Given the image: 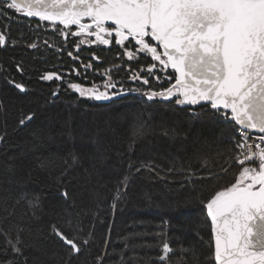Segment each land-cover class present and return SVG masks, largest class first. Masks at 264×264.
<instances>
[{"label":"trees","instance_id":"1","mask_svg":"<svg viewBox=\"0 0 264 264\" xmlns=\"http://www.w3.org/2000/svg\"><path fill=\"white\" fill-rule=\"evenodd\" d=\"M76 30L0 8V264H215L204 202L238 174L239 127L210 105L148 100L175 82L172 69L149 74L150 56L123 55L134 41L103 45ZM109 80V101L69 87Z\"/></svg>","mask_w":264,"mask_h":264},{"label":"snow or ice","instance_id":"2","mask_svg":"<svg viewBox=\"0 0 264 264\" xmlns=\"http://www.w3.org/2000/svg\"><path fill=\"white\" fill-rule=\"evenodd\" d=\"M0 8L65 29L75 26L71 35L95 36L103 45L112 43V38L121 47L134 41V49L125 48L123 53L129 60L143 53L157 62L147 67L149 74H154L157 64L161 71L170 68L175 73V83L145 93L148 100L175 97L178 105L205 102L234 121L240 128L239 153L230 159L239 166L238 174L234 182L204 202L214 240V261L264 264V0H0ZM5 43L0 34V46ZM41 79L62 77L46 73ZM133 79L141 77L134 75ZM142 83L149 81L143 78ZM16 87L24 90L21 84ZM69 87L80 97L95 101H109L118 94L109 91L116 87L111 80L104 90L78 83ZM32 119L31 113L22 115L19 124ZM251 132L261 135L253 137ZM174 211H180L179 205ZM53 232L70 251L80 252L75 237L55 226ZM14 250L21 254L19 248ZM171 251L169 244L163 243L159 259L165 261Z\"/></svg>","mask_w":264,"mask_h":264},{"label":"water","instance_id":"3","mask_svg":"<svg viewBox=\"0 0 264 264\" xmlns=\"http://www.w3.org/2000/svg\"><path fill=\"white\" fill-rule=\"evenodd\" d=\"M175 83V82H174ZM206 105H209V104H207V103H205V102H201L200 104H197V105H184V106H187V107H200V106H206ZM238 126V125H237ZM239 127V126H238ZM255 133V132H254ZM209 219V218H208ZM209 222H210V220H209ZM212 238H213V236H212ZM213 248H214V240H213ZM214 263H215V261H214Z\"/></svg>","mask_w":264,"mask_h":264},{"label":"built area","instance_id":"4","mask_svg":"<svg viewBox=\"0 0 264 264\" xmlns=\"http://www.w3.org/2000/svg\"><path fill=\"white\" fill-rule=\"evenodd\" d=\"M236 133H237V135H238V138H239V140H240V128H238V129H237ZM250 135H251V136H253V137H255V136H257V135H261V134H259V133H254V132H251V133H250ZM251 142H252V141H251V140H249V143H251Z\"/></svg>","mask_w":264,"mask_h":264},{"label":"flooded vegetation","instance_id":"5","mask_svg":"<svg viewBox=\"0 0 264 264\" xmlns=\"http://www.w3.org/2000/svg\"><path fill=\"white\" fill-rule=\"evenodd\" d=\"M111 89H113V88H111ZM111 89H110V90H111ZM111 91H112V90H111Z\"/></svg>","mask_w":264,"mask_h":264},{"label":"rangeland","instance_id":"6","mask_svg":"<svg viewBox=\"0 0 264 264\" xmlns=\"http://www.w3.org/2000/svg\"><path fill=\"white\" fill-rule=\"evenodd\" d=\"M62 26V25H61ZM63 27V26H62Z\"/></svg>","mask_w":264,"mask_h":264},{"label":"bare ground","instance_id":"7","mask_svg":"<svg viewBox=\"0 0 264 264\" xmlns=\"http://www.w3.org/2000/svg\"><path fill=\"white\" fill-rule=\"evenodd\" d=\"M63 26V25H62Z\"/></svg>","mask_w":264,"mask_h":264}]
</instances>
